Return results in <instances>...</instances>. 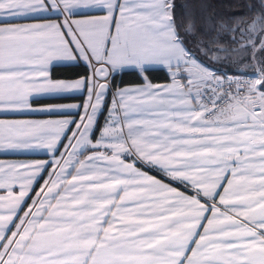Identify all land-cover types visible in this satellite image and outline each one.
Wrapping results in <instances>:
<instances>
[{"label":"snow or ice","instance_id":"1","mask_svg":"<svg viewBox=\"0 0 264 264\" xmlns=\"http://www.w3.org/2000/svg\"><path fill=\"white\" fill-rule=\"evenodd\" d=\"M179 7L0 0V17L63 16L0 22V109L87 92L82 105L38 109L82 108L78 121L0 120V149L53 154L0 161V264H264V0ZM53 61L85 74L53 81ZM126 70L143 83L113 89ZM156 70L170 82L152 83Z\"/></svg>","mask_w":264,"mask_h":264},{"label":"crops","instance_id":"2","mask_svg":"<svg viewBox=\"0 0 264 264\" xmlns=\"http://www.w3.org/2000/svg\"><path fill=\"white\" fill-rule=\"evenodd\" d=\"M45 3H49V0H45ZM93 14H96V13H93ZM58 18L63 19V16L58 17L57 14L52 13V12H39L38 11V12L30 14L27 17H18L15 19L0 17V22H4V23L12 22V23H19V24H44V23H49L51 21L57 20ZM74 18H82V17L77 16ZM62 64H68V63L53 61L52 65L50 66V75L53 81H57V80L72 81L80 77V76L74 77V78L54 77L52 75L53 66L62 65ZM169 82L170 81L152 82V83L164 84V83H169ZM140 84L142 83L129 84V85H125L122 87L136 86ZM79 94H85V98L83 100L60 101V102L43 103V104L33 103V99L39 98V97H51L54 95H47V94L34 95L30 100V104H31L30 109H23V110L0 109V120H3V121H45V120H59V119H65V118H73L78 121L79 116L75 115V113L79 112L82 115L83 114L82 108L64 109L61 111H53V112L38 111V109H47L54 105H68V104L82 105L87 99V92L85 90L81 89L79 92H74V93H69V94H64V95H79ZM64 95H60V96H64ZM69 113L72 114L71 117H69L68 115ZM33 143L35 144L36 142L33 141ZM63 143L66 144L67 141H63ZM62 151H63V148H60L59 152H62ZM58 155L59 154L57 153V156ZM52 158H53V154L49 150L44 149V148H39V147L19 148V149H0V161L5 162V163H20V162L31 163V162L40 161V160L51 161ZM51 170L52 169L50 168V171ZM143 170L148 171L149 175H156L157 179H164L162 175H157V172L155 170L149 171L147 168ZM164 182L168 183L169 181L165 179ZM172 186L177 187L180 191H184V188L181 187L179 183H173ZM187 194L191 195L192 193L189 192Z\"/></svg>","mask_w":264,"mask_h":264},{"label":"trees","instance_id":"3","mask_svg":"<svg viewBox=\"0 0 264 264\" xmlns=\"http://www.w3.org/2000/svg\"><path fill=\"white\" fill-rule=\"evenodd\" d=\"M182 0H176L177 8L176 13L177 16L181 13V9L179 7ZM213 4L216 5L217 10L221 13H227L226 6L228 5H235L237 3L243 4L246 2V0H212ZM85 74V66L83 62L80 63H72V64H62V65H54L52 68V75L56 78H74L78 76H82ZM145 75L148 77V79L152 82H168L170 81V77L168 73L165 70H156V71H150L146 72ZM113 89L122 87L129 84H137V83H143V79L141 78V75L135 71L126 70L119 72L114 75L113 77ZM85 98V94H79V95H64V96H51V97H39L34 98L33 103H53V102H60V101H72V100H83ZM110 97L106 101V109L110 106ZM108 111H103L102 115L98 119V125L99 127H103L104 120L107 118ZM97 137L99 136V132L96 133ZM50 171V168L48 169ZM153 171V170H152ZM47 177V175H44V179ZM44 181H40V185H42ZM38 190V189H36ZM35 193H31L30 196H34ZM31 199L27 200V204H29Z\"/></svg>","mask_w":264,"mask_h":264},{"label":"rangeland","instance_id":"4","mask_svg":"<svg viewBox=\"0 0 264 264\" xmlns=\"http://www.w3.org/2000/svg\"><path fill=\"white\" fill-rule=\"evenodd\" d=\"M66 144H67V143H66ZM63 151H64V149H63ZM63 151H62V152H63ZM47 178H48V177H46L45 180H46ZM43 183H44V182H43ZM43 183H42L41 186H43ZM34 196H35V195H34ZM34 196H33V198H34ZM30 204H31V201H30L29 205H30Z\"/></svg>","mask_w":264,"mask_h":264}]
</instances>
